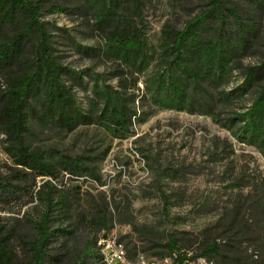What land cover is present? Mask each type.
Segmentation results:
<instances>
[{
	"label": "rangeland",
	"instance_id": "374dc122",
	"mask_svg": "<svg viewBox=\"0 0 264 264\" xmlns=\"http://www.w3.org/2000/svg\"><path fill=\"white\" fill-rule=\"evenodd\" d=\"M41 1L47 9L52 4L67 8L64 12L45 10L41 20L55 35L52 46L58 61L83 72V82L74 84L76 101L83 111L90 112V98L105 84L108 89L124 92L128 106L142 120L132 118L131 133L121 137L96 122L77 124L67 131L57 122L38 117L36 110L28 111L25 143L30 151L41 153L44 162L55 166L57 177L43 179L30 173L27 180L15 181L23 188L19 194L0 195V225L11 233L9 242L15 257L24 262L32 257L30 245L38 237V221L47 209L36 192L49 179L55 191L63 185L69 189L77 211L108 200L113 220L106 230L97 231L87 220L76 223L72 234L54 233L44 264H76L88 239H96V249L103 231L112 229L130 263L143 264L136 261L143 254L150 262L170 264V259L162 256L170 233L184 243L217 221L234 197L262 193L253 192V184L264 180V154L223 124L224 119L251 107L264 84V69L241 94L214 106L213 114L159 108L150 96L158 77L170 75L167 56L160 47L165 35L182 29L188 20L209 9V0L119 1L111 25L124 27L129 20L146 40L143 62L136 64L107 52V29L98 28L96 22L103 0ZM225 3L240 11L244 23L255 33H245L249 43L244 49L237 46L241 41L232 37L236 51L218 88L212 90L214 94L243 85L249 68L264 67V0ZM227 25L236 31L230 18ZM87 48L95 49L94 55L83 52ZM5 139L0 117V173L8 175L15 164L6 151ZM75 160L81 161L89 174L72 175L66 163ZM68 224L65 221L62 226ZM59 226L57 221L50 223L51 229ZM86 264L101 263L89 258ZM195 264L210 263L201 258Z\"/></svg>",
	"mask_w": 264,
	"mask_h": 264
},
{
	"label": "trees",
	"instance_id": "16d2710c",
	"mask_svg": "<svg viewBox=\"0 0 264 264\" xmlns=\"http://www.w3.org/2000/svg\"><path fill=\"white\" fill-rule=\"evenodd\" d=\"M119 1L103 0L97 26L107 29L108 53L126 62L141 63L146 45L141 31L129 20L124 27L111 25ZM209 4V9L188 20L182 29L165 35L160 47L167 56L170 75L159 76L156 81L150 96L155 106L213 114L214 106L220 107L241 94L264 69L249 68L243 85L213 93L236 51L235 42L241 41L237 46L246 48L249 38L245 33H255V30L244 23L242 13L227 6L225 0H209ZM45 10L64 12L67 8L52 4L47 9L41 0H0V117L6 135V151L15 164L8 175L0 173V195L4 196L19 194L23 188L15 181L27 180L30 173L43 179L57 177L55 166L44 162L41 153L30 151L25 143L28 111L36 110L38 117L57 122L67 131L77 124L96 122L121 137L131 133L132 118L142 120L128 106L124 92L108 89L105 84L94 92L95 98H90V112L83 111L74 92V84L83 82V72L78 73L58 61L52 46L55 35L41 20ZM228 18L237 27L234 33L229 30ZM233 36L236 37L234 43ZM94 51L87 48L83 52L94 55ZM69 80L73 83L68 84ZM224 120L223 125L238 139L254 145L264 154V84L249 109ZM66 169L76 176L89 174L79 160L67 162ZM54 189L47 179L36 192L47 209L38 221L39 234L30 245L33 252L30 260L16 259L9 242L11 233L0 225V264H44L54 233L72 234L76 223L83 224L87 220L97 231L106 230L111 224L113 215L108 200L104 205L95 203L77 211L69 189L64 185L59 190ZM254 191L262 193L234 197L229 209L217 221L203 227L184 243L181 237L170 233L162 255L166 256L164 259L168 257L170 264H194L200 258L210 264H264L263 179L253 184ZM163 199L169 202L166 196ZM53 221L61 226L51 229ZM65 221H69L67 227L62 226ZM99 240L96 249L95 238L85 242L76 264H86L89 258L103 264Z\"/></svg>",
	"mask_w": 264,
	"mask_h": 264
},
{
	"label": "built area",
	"instance_id": "2783aa9c",
	"mask_svg": "<svg viewBox=\"0 0 264 264\" xmlns=\"http://www.w3.org/2000/svg\"><path fill=\"white\" fill-rule=\"evenodd\" d=\"M101 242L104 243L105 254L106 256L109 257L110 263L134 264V263H130L127 260L126 250L123 244L119 241L115 229H112L110 231H104L101 235ZM163 260H169V259L165 258ZM136 261H144L146 262V264H162V260L150 262L143 254L138 255Z\"/></svg>",
	"mask_w": 264,
	"mask_h": 264
},
{
	"label": "bare ground",
	"instance_id": "6f19581e",
	"mask_svg": "<svg viewBox=\"0 0 264 264\" xmlns=\"http://www.w3.org/2000/svg\"><path fill=\"white\" fill-rule=\"evenodd\" d=\"M99 253L102 255V263L103 264H112L109 262V257L106 256V254H105L104 243L101 242V240L99 242ZM143 264H146V262L143 261Z\"/></svg>",
	"mask_w": 264,
	"mask_h": 264
}]
</instances>
